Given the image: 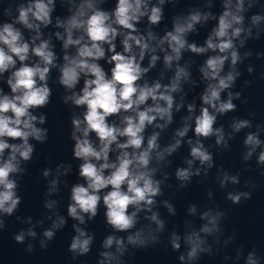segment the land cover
<instances>
[{"label": "clouds", "instance_id": "clouds-1", "mask_svg": "<svg viewBox=\"0 0 264 264\" xmlns=\"http://www.w3.org/2000/svg\"><path fill=\"white\" fill-rule=\"evenodd\" d=\"M113 0H59L60 6L67 5L68 15L55 17L57 0H18L15 6V16L11 7L4 10V15L10 22L0 23V213L13 215L21 203L17 195L18 184L10 177L24 170L20 161H30L34 153V145L29 138L44 144L49 138L47 127H37V124L47 123V114L37 110L48 107L52 102L53 86L50 83L53 70L56 71L54 83L64 90L61 102L75 109H83L80 114H70L68 122L70 130L68 138L74 142L73 157L82 161L79 165V176L83 184L77 183L71 188V202L67 206V216L85 224V215L93 220L98 214L101 203L105 207V222L114 232H130L136 228L138 213L155 203V197L161 195V181L154 179L157 169L149 167L155 158L157 163L164 161L165 156H171L181 146V139L161 149L158 143L159 132H153L147 137L145 146V130L149 126L163 129L173 120V108L179 111L184 100L176 103L174 93L183 91V83L190 80L191 73L187 66H181L182 50L195 54H204L209 50L220 53L209 56L199 71L207 82L200 96L202 106L198 115H189L186 121L190 125L177 130L176 137L183 138L191 127L197 140L190 147L191 159L186 163L189 167L177 168L176 179L181 187H186L193 175L199 176L200 169L192 171V165L198 161L200 165L214 166L213 155L200 142L199 138L216 136V144L224 140L221 128H214L217 116L213 113L226 114L236 110L233 98L239 99L241 93H228V99L222 100L221 93L231 88L240 75L235 65L241 60L233 43L234 38L251 29L242 27L244 17L240 15L244 8V0H236L233 8L232 0H222L223 11L218 18L211 13L191 12L187 17H175L172 29L163 36H158L151 26H158L163 20V5L166 0H114L111 8L105 5ZM175 2V0H169ZM253 0H249V7ZM146 18L148 28L142 30L139 25ZM216 19V26L205 40L204 46L188 43L186 35L195 31V25L209 19ZM264 17L253 15L251 23L257 26ZM53 26L56 31L44 38V29ZM26 32L30 35H26ZM55 40L60 42V54L57 53ZM243 43V42H241ZM119 46V47H118ZM158 51L163 53V65L171 70L175 62L173 75L167 84L161 79L151 83L145 79L151 69L155 68L161 59ZM250 55V53L248 54ZM232 66L226 75H221L225 62L229 60ZM147 57V66L144 61ZM252 71L251 68L248 69ZM195 84V81H192ZM7 89V90H6ZM195 103L187 105V111L195 112ZM210 109L212 111H210ZM116 117L117 120L110 118ZM163 123H157V121ZM250 121L237 120L233 130L249 128ZM95 134V141L92 139ZM123 138V139H121ZM18 141V142H16ZM262 141L258 133H248L244 145L248 148L244 156L248 160ZM225 147L227 145L225 144ZM8 150L7 158H4ZM116 151L115 161L110 160V154ZM154 154V155H153ZM19 157V159H18ZM257 164L264 165V150L257 157ZM67 172L68 169H65ZM49 170L43 172L48 177ZM231 180L238 183L236 176H224L221 184ZM57 181H52L53 190ZM108 189L101 197L100 193ZM250 199L249 192L229 193L227 199L232 204H240L241 200ZM168 211L175 215L174 209L167 201L164 202ZM53 202L45 204L51 208ZM130 207L134 210L129 211ZM195 212V207L189 209ZM225 217L224 212L212 215L210 211L202 213L201 219L207 220L199 232L192 231L185 235L184 241L189 245L187 259L194 260L198 253L209 251L203 247L205 241L200 233L213 234L220 232L218 222ZM156 225V232H162L164 222L153 212L146 217ZM64 216L52 223L51 228L43 232L45 238L41 246L46 247L47 241H52L56 230L66 225ZM73 224L76 235L71 238L69 252L76 256H85L91 251L93 236L85 229ZM3 227V220H0ZM27 235L35 237L31 229ZM25 233L15 236L18 243H23ZM232 237H229L231 241ZM158 243L150 225L138 229L127 236V244L133 247H146L148 242ZM180 237L172 233L170 243L172 249L181 247ZM115 245L120 256L127 250L122 237L108 235L102 242L104 249ZM31 248V246H29ZM102 257L98 264L119 259L110 251L99 253ZM262 257L256 255L253 248L247 254L245 264H260ZM180 261L185 256L179 257Z\"/></svg>", "mask_w": 264, "mask_h": 264}]
</instances>
